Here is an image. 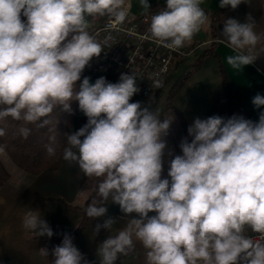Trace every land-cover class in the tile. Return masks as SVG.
Wrapping results in <instances>:
<instances>
[{"label":"clouds","instance_id":"obj_1","mask_svg":"<svg viewBox=\"0 0 264 264\" xmlns=\"http://www.w3.org/2000/svg\"><path fill=\"white\" fill-rule=\"evenodd\" d=\"M203 3L166 0V7L151 15V37L170 49L182 48L208 23ZM241 3L250 0H220L219 7L235 10ZM139 5L149 12L148 0ZM129 7L126 0H0V120L11 117L44 128L53 123L54 108L71 113V103L78 101L87 123L66 136L63 159L97 181L87 217L105 216L109 198L126 216L139 217L131 216L99 245L100 264H116L135 250L134 241L147 250V264H264V112L258 122L236 115L196 118L187 130L191 142L182 141L183 154L170 161V184L161 179L162 137L174 117L161 120L149 106L130 102L140 91L137 75L121 74L116 83L84 77L77 88L86 66L104 50L89 35L87 18L108 16L122 24ZM246 20L226 19L221 34L235 53L226 61L236 71L258 59L261 36L250 14ZM252 104L264 106V96L255 95ZM5 134L0 128V137ZM19 134L26 139L30 129L21 127ZM46 148L55 155L53 146ZM115 223L106 219L93 235L101 228L111 231ZM22 228L38 237L54 234L39 211L26 212ZM249 229L259 235L246 236ZM40 255L48 250L41 248ZM52 255L53 264H87L69 235Z\"/></svg>","mask_w":264,"mask_h":264},{"label":"crops","instance_id":"obj_2","mask_svg":"<svg viewBox=\"0 0 264 264\" xmlns=\"http://www.w3.org/2000/svg\"><path fill=\"white\" fill-rule=\"evenodd\" d=\"M148 2L149 12L154 6H166V0H148ZM219 2L220 0H204L201 7L216 11L220 9ZM126 4L130 6L132 14H145L139 5V0H127ZM249 14L255 20L254 31L261 36V41L256 46L258 59L253 64L244 66L241 71H236L226 61L228 55H235V53L221 34L226 19H237L240 23H245ZM21 19L26 21V17L21 16ZM215 34L216 39H213L208 20L207 38L202 37L200 32L195 34V40L205 45L192 56L178 63L171 74L176 79L175 74L179 71L185 72L182 76L190 73L195 62L212 44H215V52L219 55L230 79L234 99L246 112L245 114L238 111L234 115L238 114L258 122L260 113L264 112V106L257 109L252 104V99L257 94L264 96V0H250V4L241 3L235 10L230 6L225 7L222 19L216 25ZM90 83H95V80L90 79ZM173 103L182 115L183 130L188 142H191L192 137L187 130L196 118L207 119L211 116L229 118L220 60L212 55L204 57L200 68L189 75ZM86 123L87 117L81 113L73 133ZM176 155L175 148L168 146L162 158L161 179H169L170 184L171 178L168 176L170 161ZM16 172L18 173L15 177H11L6 185L0 187V264H53L55 257L52 255V249L61 245L64 236L73 233L81 222V216L71 211L68 205H82L91 195H88L89 190L86 191V188L93 183L78 166L65 161L63 153L39 176ZM107 209L106 215L96 218V221L102 225L106 219L112 218L116 223L111 231L103 228V233L98 237L97 234L93 235L95 227L90 226L73 242L87 264H100L99 245L109 235H116L119 230L126 227L132 219L131 216L139 218L135 213L126 216L120 206L111 201L108 202ZM29 210L39 211L41 217L48 222L54 233L51 238L38 237L22 228V218ZM153 215L156 213H149V216ZM250 232L251 229L245 235L248 236ZM134 242L135 250L127 256H120L116 264H147V250L139 241ZM41 248L48 250L46 257L40 255ZM82 264H84L83 261Z\"/></svg>","mask_w":264,"mask_h":264},{"label":"trees","instance_id":"obj_3","mask_svg":"<svg viewBox=\"0 0 264 264\" xmlns=\"http://www.w3.org/2000/svg\"><path fill=\"white\" fill-rule=\"evenodd\" d=\"M127 1V0H126ZM166 6H154L150 12H157L159 9H163ZM204 9V8H203ZM208 20L210 21L212 38L216 39V25L222 19L225 8H220L216 11H210L204 9ZM92 24L87 29L89 35L92 34L95 28L100 26L103 22L109 19L108 16H94L89 17ZM215 56L220 60V72L223 80L224 91L226 94L228 108H229V118L232 117L235 112H246L240 107V105L235 101L231 82L226 72L224 65L219 57V55L215 52V44H212L203 54L200 59L195 62V65L190 73L184 75L182 77L173 78V75L170 74L165 82L162 83V86L159 88L156 93V97L164 91V89L169 86V93L166 98L165 108L159 113V117H164V113H175L179 121L181 122L182 128V115L175 108L173 100L184 82L187 80L189 75L200 68L202 65V59L206 56ZM85 71V69H84ZM81 75V81H77V88L79 84L82 82L83 78L86 77L85 73ZM91 79V78H90ZM130 102H138V100H131ZM142 103H147L150 101H139ZM72 112H65L59 109V107L54 108L53 112L50 115V119L52 120V124L46 126L44 128L38 127L36 124L25 123L24 121H16L11 117H7L4 120H0V128L5 129V135L0 137V147H3L4 151L0 152V187L6 185L11 180V174L8 171L7 167L3 162V153L6 154L12 161V163L21 171L26 173L29 176H39L43 172H45L56 160L60 158L62 153L64 152L65 147L67 146L66 136L73 134L74 127L81 115V111L78 107V101H73L71 103ZM58 122V123H57ZM21 127H27L30 129V135L25 139L19 134V129ZM53 137L55 140L53 142ZM51 145L55 148V155L49 156L47 153L46 146ZM93 183V191L89 198L80 206H72L68 205V208L71 211L76 212L81 216V222L78 228L71 233L69 236L72 238V241L75 240L90 226H96L98 223L96 218L91 219L87 217L85 209L92 199L96 198V184L97 181L91 179ZM111 198H109V201ZM107 202V203H108ZM103 228L100 229L97 236L99 237L103 233Z\"/></svg>","mask_w":264,"mask_h":264},{"label":"built area","instance_id":"obj_4","mask_svg":"<svg viewBox=\"0 0 264 264\" xmlns=\"http://www.w3.org/2000/svg\"><path fill=\"white\" fill-rule=\"evenodd\" d=\"M155 13L134 15L129 9L122 24H115L109 18L95 28L91 36L101 43L104 50L86 66V77L95 81L104 77L107 82L116 83L121 74L135 73L140 91L131 100L152 101L160 88L154 87V82H165L178 63L205 45L195 40V35L177 50L157 42L148 31L151 15ZM109 36L111 39L107 40ZM258 235L251 231L248 236L256 238Z\"/></svg>","mask_w":264,"mask_h":264},{"label":"rangeland","instance_id":"obj_5","mask_svg":"<svg viewBox=\"0 0 264 264\" xmlns=\"http://www.w3.org/2000/svg\"><path fill=\"white\" fill-rule=\"evenodd\" d=\"M88 19V28L91 26L92 22ZM202 37H206L207 38V34H208V23L202 27V29L199 31ZM185 72L179 71L175 74V78L182 76ZM163 94H159L158 97H155L152 101L147 102V103H142V106H149L153 111L157 112V114L161 113L164 108H165V103H166V98L167 95L169 93V86H167L164 91L162 92ZM164 117L162 118V120L164 118H170L171 116L174 117V120L172 122V124L170 125V129L169 132L166 136L162 137V139L166 142V149L168 146H173L175 148V153L177 155H182V149L180 147V144L182 141L186 140V136L184 134V130L182 128L181 122L179 121L178 116L175 113L169 112V113H164ZM238 116V114L236 115ZM245 118V117H244ZM246 119V118H245ZM165 149V150H166ZM3 157V162L5 164V166L7 167L8 171L11 174V177H15L17 175L19 171V173L24 174L23 171L19 170L11 161V159L3 153L2 155ZM15 182H18L16 179H14ZM89 190L88 195H90L93 191V184L90 185V187L86 188V191Z\"/></svg>","mask_w":264,"mask_h":264}]
</instances>
